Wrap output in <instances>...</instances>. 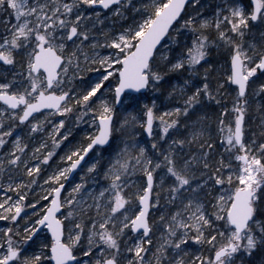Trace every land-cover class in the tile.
<instances>
[{
	"label": "snow or ice",
	"instance_id": "1",
	"mask_svg": "<svg viewBox=\"0 0 264 264\" xmlns=\"http://www.w3.org/2000/svg\"><path fill=\"white\" fill-rule=\"evenodd\" d=\"M0 264H264V0H0Z\"/></svg>",
	"mask_w": 264,
	"mask_h": 264
}]
</instances>
